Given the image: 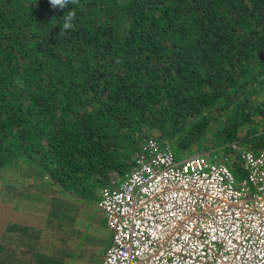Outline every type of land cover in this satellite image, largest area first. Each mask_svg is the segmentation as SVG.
<instances>
[{
	"label": "trees",
	"instance_id": "16d2710c",
	"mask_svg": "<svg viewBox=\"0 0 264 264\" xmlns=\"http://www.w3.org/2000/svg\"><path fill=\"white\" fill-rule=\"evenodd\" d=\"M259 95L264 0H0L3 172L26 166L90 198L146 137L177 158L255 151Z\"/></svg>",
	"mask_w": 264,
	"mask_h": 264
},
{
	"label": "built area",
	"instance_id": "2783aa9c",
	"mask_svg": "<svg viewBox=\"0 0 264 264\" xmlns=\"http://www.w3.org/2000/svg\"><path fill=\"white\" fill-rule=\"evenodd\" d=\"M232 149L177 158L139 141L122 178L98 190L111 241L97 264H264V152Z\"/></svg>",
	"mask_w": 264,
	"mask_h": 264
},
{
	"label": "crops",
	"instance_id": "0c3cea01",
	"mask_svg": "<svg viewBox=\"0 0 264 264\" xmlns=\"http://www.w3.org/2000/svg\"><path fill=\"white\" fill-rule=\"evenodd\" d=\"M259 97L263 103L264 96ZM260 118L253 122L264 124ZM17 167L9 166L5 173L0 168V264H82L86 259L97 264L111 241L96 207L98 195L95 203L84 205L83 214L88 198L71 193L46 172Z\"/></svg>",
	"mask_w": 264,
	"mask_h": 264
},
{
	"label": "clouds",
	"instance_id": "9594fccd",
	"mask_svg": "<svg viewBox=\"0 0 264 264\" xmlns=\"http://www.w3.org/2000/svg\"><path fill=\"white\" fill-rule=\"evenodd\" d=\"M77 2L78 0H49V3L53 9H56V8L65 9L70 4H76ZM75 17H76V12L74 9H72L71 11L65 12L63 17L61 18L63 20V24L60 30L67 31L69 29H72L74 27ZM97 195H98V191H97Z\"/></svg>",
	"mask_w": 264,
	"mask_h": 264
},
{
	"label": "rangeland",
	"instance_id": "374dc122",
	"mask_svg": "<svg viewBox=\"0 0 264 264\" xmlns=\"http://www.w3.org/2000/svg\"><path fill=\"white\" fill-rule=\"evenodd\" d=\"M10 166H12V165H10ZM113 173H115V172H113ZM124 173H126V172H124ZM123 173V174H124ZM122 174V175H123ZM122 175H120V176H118V175H114L115 177H113L112 179H114V180H116V179H120V178H122ZM117 177V178H116ZM82 193L84 194V195H92V193L94 194V192H93V187L92 188H87V189H84V191H82ZM95 201V196L93 195V197L91 198H88V200L84 203L83 202V210H82V212H83V214H84V205H86V204H90V203H95L94 202ZM91 217H94V215H90ZM62 219L63 220H65V218L64 217H62ZM104 219V218H103ZM104 221V224H105V226H106V221H105V219L103 220ZM107 227V226H106ZM102 234H105L104 233V230L102 231ZM106 235L107 236H109V237H111V234H110V231H107V233H106ZM83 257V256H82ZM88 263H90V259H86V260H84L83 261V263L82 264H88Z\"/></svg>",
	"mask_w": 264,
	"mask_h": 264
}]
</instances>
